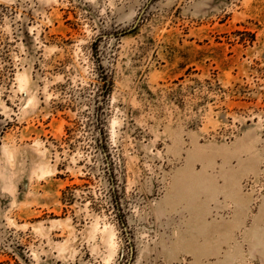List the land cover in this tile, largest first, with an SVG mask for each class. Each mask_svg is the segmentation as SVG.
<instances>
[{"label":"rangeland","instance_id":"obj_1","mask_svg":"<svg viewBox=\"0 0 264 264\" xmlns=\"http://www.w3.org/2000/svg\"><path fill=\"white\" fill-rule=\"evenodd\" d=\"M0 264H264V0H0Z\"/></svg>","mask_w":264,"mask_h":264},{"label":"bare ground","instance_id":"obj_2","mask_svg":"<svg viewBox=\"0 0 264 264\" xmlns=\"http://www.w3.org/2000/svg\"><path fill=\"white\" fill-rule=\"evenodd\" d=\"M20 79H21V82H23L24 80H26V78H25V76L24 75H22L21 77H20ZM8 152H9V150H8ZM113 238H112V236H111V240H112Z\"/></svg>","mask_w":264,"mask_h":264}]
</instances>
